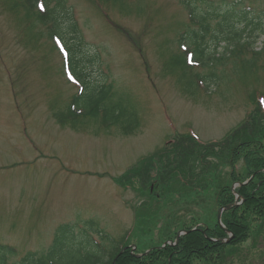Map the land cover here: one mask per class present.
I'll list each match as a JSON object with an SVG mask.
<instances>
[{
  "label": "rangeland",
  "instance_id": "obj_1",
  "mask_svg": "<svg viewBox=\"0 0 264 264\" xmlns=\"http://www.w3.org/2000/svg\"><path fill=\"white\" fill-rule=\"evenodd\" d=\"M211 1L224 3L225 9L251 7L250 16L262 22L255 32V50L243 45L231 54L225 42L216 45L209 36L210 53L221 60L211 67L184 68L177 62L182 55L178 37L196 24L183 0H140L136 7L135 1L127 6L105 1L102 7L93 2V7L87 0H69L82 26L83 48L97 57L90 65L97 82L77 57L75 74L87 90L92 83L99 90L109 88L107 105L113 108L119 102V109L126 111L127 121L105 131L97 127L101 115L84 113L68 119L65 127L54 120L52 113L64 116L76 88L60 74L62 58L51 48L47 24L37 23L19 0H0V244L17 251H0L7 262L20 264L32 253L37 257L25 261L77 264L82 250L102 255L101 248L116 252L124 243L150 246L161 238L165 215L174 216V224L182 221L185 229L198 220L206 222L209 196L204 202L199 196L196 202L183 198L172 203V196L161 204L141 203L135 189L121 187L113 178L146 155L161 160L158 151L167 148L166 140L177 132L192 130L208 141L204 145L221 141L259 107L264 96V0ZM195 5L198 12L207 10L201 2ZM218 20L210 19L212 30ZM114 22L119 32L111 27ZM211 70L216 77L203 81L205 91L195 82L197 75ZM79 104L86 111L94 106L83 98ZM114 115L107 113L105 121L114 124ZM137 124L132 134L135 130L127 125ZM238 165L237 172L244 174L243 163ZM229 169L222 167L225 178ZM250 219V238L240 243L237 253L220 262L196 264H264V217ZM60 226L67 227L68 237L54 253ZM83 245L89 247L81 249Z\"/></svg>",
  "mask_w": 264,
  "mask_h": 264
},
{
  "label": "trees",
  "instance_id": "obj_2",
  "mask_svg": "<svg viewBox=\"0 0 264 264\" xmlns=\"http://www.w3.org/2000/svg\"><path fill=\"white\" fill-rule=\"evenodd\" d=\"M89 1L102 7L105 1L127 6L128 2L135 0ZM197 1L203 3L205 0H183L185 7L189 9L193 22L200 27L190 28L183 32L180 35V42L186 39L194 44L195 59L199 60L204 67H211L221 60V58L210 53L207 43L209 36L211 41L216 42V45L225 42V51H229L231 54L243 45L254 49L257 39L255 32L262 28L260 20L255 21L250 16V12L246 10L225 9L223 5L214 7L213 2H207L205 12H198V7L195 5ZM19 2L27 8L29 13H33L37 23L47 24L51 40L59 37L64 41V45L69 52L66 65L71 69L74 76L76 75L74 66H77L78 62L75 61V57L81 59L82 67L88 72V67L90 68L91 62L96 60L97 57H94L93 54L88 55L83 48L84 41L73 8L69 6V0H19ZM41 3H43L45 10H41L39 7ZM212 17L219 18V22L213 30L210 23ZM64 20L66 26H63ZM65 38L72 43L71 48L67 46ZM177 62L182 67H188L187 58L183 55L177 57ZM247 62L250 65L253 60ZM215 77L216 73L213 70L208 74L198 75L199 79L207 82ZM92 80L97 82L95 79ZM85 88L86 91L81 92L79 96H75L71 103V107L73 106V110L70 109L72 115H78L79 110H83L85 114L94 116L101 114L104 117L107 113L113 112L115 114L114 123H121L122 120L127 121L126 111L120 110L122 108L119 102L115 103L113 108L111 105H107V100L110 97L109 88L103 87L99 90L95 83L88 86V90L86 85ZM80 98L86 100L88 105L94 104V106L86 111L79 104ZM258 106L251 113L250 119L247 118L223 140L210 143L211 145H204L197 142L192 135H187L186 139H177L176 142L169 145L170 147L168 146L169 148L159 150L158 156L161 160L157 161L154 159L155 157L148 160L151 156L144 158L118 179L119 184L122 186L136 187L141 195L158 199L169 198L176 194L190 201L199 196H209V199H213V202L207 220L208 234L211 237L226 238L229 235L218 224L217 211L221 206L235 201V194L232 189L234 183L244 182L255 174L250 183L237 187L243 203L226 210L223 214V222L226 228L232 231L235 236L229 244L211 242L204 234L194 231L180 239L179 247H181L182 252L179 255L172 254L171 260V252L165 250H154L148 256L138 259L131 254L130 249L120 253L118 248L116 252L112 253L114 256L110 261L104 259L106 255L111 253L109 251L104 252L102 255H93L90 251L82 250L85 253L81 255V260L77 264H114L115 257H117L115 259L116 264H193L192 258L185 259L193 256L197 259L210 257L213 260H220L227 254H233L235 250L232 248L235 245L250 238L252 229L250 215H255L257 218L264 217V123L260 125L258 122H264V112L260 105ZM102 111L103 113H101ZM255 115L257 118L251 121ZM239 162L243 163L244 174L237 172ZM222 167L230 168L227 171V178L222 173ZM152 184H154L153 193H151ZM67 237V227L60 226L55 235L54 253L57 248L62 249L64 247ZM86 247L89 246L83 245L81 249ZM0 251L12 253L13 249L9 246L0 245ZM82 251L80 254H82ZM36 257L30 253L23 258L20 264H55L53 260L49 262L41 260L25 261ZM0 264H7L5 257L1 255Z\"/></svg>",
  "mask_w": 264,
  "mask_h": 264
},
{
  "label": "flooded vegetation",
  "instance_id": "obj_3",
  "mask_svg": "<svg viewBox=\"0 0 264 264\" xmlns=\"http://www.w3.org/2000/svg\"><path fill=\"white\" fill-rule=\"evenodd\" d=\"M156 247H158V246H156ZM156 247H154V248H156ZM170 250H171V252L177 253V255H179L182 252V249H181V247H179V245H171L169 247V251Z\"/></svg>",
  "mask_w": 264,
  "mask_h": 264
},
{
  "label": "snow or ice",
  "instance_id": "obj_4",
  "mask_svg": "<svg viewBox=\"0 0 264 264\" xmlns=\"http://www.w3.org/2000/svg\"><path fill=\"white\" fill-rule=\"evenodd\" d=\"M39 7L41 8V10H45V9H44V5H43V3H41V4L39 5ZM57 42L59 43V40H58ZM61 47H62V46H61ZM190 62H192L191 59H190ZM69 79H72V80L74 81V77H72L71 75L69 76ZM260 104H261L262 106H264V98H262V99L260 100Z\"/></svg>",
  "mask_w": 264,
  "mask_h": 264
},
{
  "label": "water",
  "instance_id": "obj_5",
  "mask_svg": "<svg viewBox=\"0 0 264 264\" xmlns=\"http://www.w3.org/2000/svg\"><path fill=\"white\" fill-rule=\"evenodd\" d=\"M230 207H231V205L226 206V208H230ZM223 210H224V208H221L220 211H219V214H218V217H219L220 222H221V217H222ZM178 240H179V236H178Z\"/></svg>",
  "mask_w": 264,
  "mask_h": 264
}]
</instances>
